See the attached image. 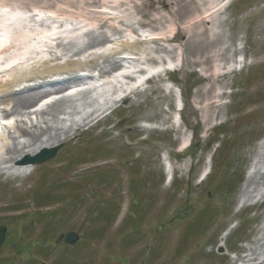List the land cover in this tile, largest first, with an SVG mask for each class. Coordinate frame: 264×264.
<instances>
[{
    "label": "rangeland",
    "instance_id": "1",
    "mask_svg": "<svg viewBox=\"0 0 264 264\" xmlns=\"http://www.w3.org/2000/svg\"><path fill=\"white\" fill-rule=\"evenodd\" d=\"M45 1L67 15L96 10L87 4ZM118 1H98V7L113 9L114 16L99 31L115 35L118 26L125 36L130 31L159 32L168 24L175 26L161 30L165 33L161 43L143 46L159 51L153 56L173 61L177 69L170 76L177 87L168 75H157L143 92L116 103L117 110L91 129L82 122L88 113L86 105L100 102L90 91L49 105L45 115L34 113V108L26 110L33 112L28 113L29 121L37 124L29 129H47L52 135L49 141L60 149L50 160L30 167L26 177L0 176V224L8 226L0 246V264H232L236 259L243 262L240 259L251 247L264 259V167L249 182L247 200L238 207L250 164L264 138V0H232L207 23L214 60L206 67L194 63L188 51L190 65L180 50L172 52L187 40L184 34L176 44L174 37L166 39L177 33L183 23L180 19L166 25L151 22L155 10L165 9L163 13L168 14L170 4L138 0L137 7L132 4L125 9L115 7ZM22 2L0 0V7L6 4L8 12L45 14L37 7L46 4L36 3L41 0ZM119 17L131 26L119 23ZM189 20L184 19V24ZM143 46L130 49L139 51ZM21 67L32 69L18 65L20 74ZM214 71L221 75L218 80L210 76ZM211 85H215L214 95L221 97L213 98L219 107L208 125L196 97L198 90ZM180 95L184 103H191L187 112L182 111L181 121L177 114ZM20 126L26 127L22 122ZM206 126L209 130L204 133ZM49 134L41 138L46 141ZM22 139L21 143L28 136ZM184 142H190L186 150ZM204 170L207 175L201 179ZM170 173L175 176L172 183L166 182ZM179 214L185 217L180 219ZM229 227L233 228L225 235ZM69 231L79 234L76 243L56 242ZM261 261L251 264H264Z\"/></svg>",
    "mask_w": 264,
    "mask_h": 264
},
{
    "label": "bare ground",
    "instance_id": "2",
    "mask_svg": "<svg viewBox=\"0 0 264 264\" xmlns=\"http://www.w3.org/2000/svg\"><path fill=\"white\" fill-rule=\"evenodd\" d=\"M29 2H33L34 0H26ZM42 2H36V3H46V1L41 0ZM67 2L70 5H73L75 3H78L80 5L82 4H87V5H92L97 4V0H60ZM104 1V0H103ZM168 4H170V9L168 10L167 13H163L165 9L163 10H155V13L153 15V18L151 19V22H155L157 24H168L170 23L169 20L173 21L176 18L180 19L183 23H181L178 26V30L176 34H171L167 35L166 39H172V36L174 37L173 44L176 42L180 41L181 36L187 35V40L185 43H182L178 48L176 47L175 49H172V52L177 50L179 51V55H186L183 56V61L185 59L187 60V63L190 65L192 62L189 60V55L194 57L193 62L197 64H203L205 67L211 64V62L214 60V54L211 53L212 47L214 45L213 39H211L209 35V29L206 27L207 23L209 24L212 22L217 15H213L215 11L213 10L214 8L218 7V3L215 4L218 0H213V1H206L204 3H201L199 0H164ZM105 2V1H104ZM22 3H25V0H23ZM138 0H120L116 4V8H129L130 6H136L138 5ZM142 4H146V2H141ZM214 3V6H210ZM5 4V3H4ZM133 4V5H132ZM6 5V4H5ZM210 6L209 8L207 6ZM86 6V5H83ZM38 8L41 9H49L53 13H57L58 11L53 8V4L46 3L45 5L42 6H37ZM143 11V10H142ZM61 13H69V12H61ZM72 16L76 18H83V22H85L83 27H87L88 25L89 28L87 31L79 34V37L76 38H70L67 42V45L63 43L62 39H59L60 37L56 38L53 40V42L56 44V46H63V49L67 52L64 53V55H68L72 50V47L81 44L82 46L79 47L76 52H82L85 50L87 47V51L89 49H93L96 47L97 44H103L104 42H112L113 40H110L111 36L110 34H107V31H99V28L103 27L104 23L107 22L105 20H108L109 17L107 16L108 14L101 13L98 11H94L92 14L90 11L87 14H81L77 12H71ZM220 13V12H219ZM217 12V14H219ZM77 14V15H74ZM169 19H166L169 17ZM99 18V21L95 18ZM190 18V20L184 24V19ZM166 19V20H164ZM117 21V20H115ZM119 23L127 24V26H131L128 21H126V18L119 17ZM94 23L95 26L92 25ZM143 24H145L143 22ZM62 25V24H61ZM92 25V26H91ZM172 27H175L174 25H166L165 28L163 29H172ZM25 28V27H24ZM29 30H34V27L28 26ZM160 29V30H163ZM77 30V28L75 29ZM159 30V31H160ZM116 33L120 35L122 30L120 28L115 29ZM171 33H174V30L171 31ZM157 34V33H156ZM161 35L158 36H153L152 40L142 39V40H137L133 42V45H139L145 46L147 42H156V41H164L165 35L163 33H160ZM19 35V34H18ZM17 35V36H18ZM21 35V34H20ZM113 35L112 38L113 39ZM121 37V36H120ZM16 43H10L9 46L5 47L3 51H9L10 49L13 48H21V43L18 42L19 38L14 37L13 38ZM35 40V38H34ZM117 40V38H116ZM53 42H48V43H53ZM58 42V43H57ZM129 43V42H127ZM20 44V45H19ZM133 45H126L127 48L133 47ZM124 46V47H126ZM142 47L138 52H132L133 54H139L142 56V59L144 63H157L159 57H154L152 55L158 53L154 48L146 49ZM32 47L31 45H28L27 48ZM35 47V45H34ZM85 50V51H86ZM187 51L189 52V55H187ZM129 53V52H128ZM76 54V53H75ZM119 49H113L109 51H104L100 54H95L92 57H87V59L81 60V59H73L70 57H67L68 59L64 63L58 62L57 65H51L49 60L43 61L40 67H43L42 69L38 66H36V63H33L32 69L28 70L27 69H21V74L18 73L16 69V66L11 68V71H5L6 73L1 76L0 79V104L5 103V104H11L13 105L11 109H5L4 113L9 116L12 114H17L19 116H24L26 118H21L19 121L20 123H24L26 127L23 126H18L19 130L18 132L22 134L23 136L26 135L28 136V140L21 143V142H13L12 144H7L8 138H11L10 136H0V164L2 163H18L21 160V155L23 153L27 154H34L36 153L39 149L45 148V147H51L53 145V142L49 141L52 139V135L49 134V131L47 129L44 130L42 128L41 132H37L34 130H31L29 128H36L37 124L34 122L29 121V111H26L30 109L32 106L38 105V103L41 101L42 98H46L47 96L51 95L52 93H63L67 91L69 88L76 86L82 82L84 79L81 74H79V71H98L101 76H104L105 74H109V72L114 71L118 68H120L123 64V61H125L122 58H118L117 55H119ZM122 54V53H121ZM64 55H56L57 60H62ZM124 55V54H123ZM222 58L223 55L219 54ZM188 56V58H187ZM122 57V55H120ZM164 58H161L159 60L163 61ZM99 60H101L102 64L99 63ZM25 60H22L24 62ZM129 62V61H127ZM138 62V61H137ZM136 63V62H135ZM36 64V65H35ZM162 64V63H161ZM136 65H134L135 67ZM10 70V69H9ZM207 70V69H206ZM15 71V72H14ZM2 71H0L1 73ZM8 78H5L7 77ZM210 76H213L215 80H218L221 75L217 74L216 71L211 73ZM57 77V78H56ZM62 77V78H60ZM124 77V76H123ZM82 78V79H81ZM125 78H130L132 79L131 75H126ZM35 79H42L46 82H41L40 84H35L32 83V80ZM52 81V82H51ZM25 82H31L30 85H23ZM21 85L22 87H19L16 90H10L11 87L16 86V85ZM215 85H211L208 88L201 89L197 91V97H196V102L200 104L199 109L202 111L203 118L206 121V123L209 125L211 121L217 116V107H219V104H216V101L213 99L214 97L220 98V95H214L215 92ZM84 92V91H83ZM82 92V93H83ZM139 94L138 88H133L129 94H127L126 97L132 98L133 96ZM73 96H60V98L56 99L54 102L46 105L45 107H41L38 110H36L37 114H42L45 115V113H48V107L49 105L55 106L59 105L62 102H66L67 100H72ZM191 107V103L188 101L185 103L184 106V112H187ZM60 112V111H59ZM90 117V116H88ZM30 123V126H28ZM180 123V122H178ZM209 126H206L204 133L207 132L209 129ZM203 133V136H204ZM42 134L48 135V140H43L41 138ZM192 137V133L190 134ZM185 146L188 144L185 143ZM6 146L5 148V153H1V150L3 149V146ZM21 145V146H20ZM261 165V167H259ZM264 167V141L260 146V150L255 156V161L251 165V171H253L252 174H250L248 178V184L246 186V189L244 191V195L240 197L239 200V205L243 202V198L246 197V193H249V182H252L254 179V176H256L257 173H260V169ZM204 173L206 171L204 170ZM260 246L262 243H259ZM249 252L247 255L242 256L241 260L246 262L247 264L253 263V261L256 260H263L261 261L264 263V259L260 257L261 252L256 251V249L248 248Z\"/></svg>",
    "mask_w": 264,
    "mask_h": 264
},
{
    "label": "water",
    "instance_id": "3",
    "mask_svg": "<svg viewBox=\"0 0 264 264\" xmlns=\"http://www.w3.org/2000/svg\"><path fill=\"white\" fill-rule=\"evenodd\" d=\"M59 147H55L51 150H48V149H45L44 150V153L42 156H39L38 158L36 159H27L25 162H33V163H36V162H43L47 159H50L52 158L56 152L58 151ZM6 226L2 225L0 226V246L2 245L3 241H4V238H5V234H6ZM63 234L60 236V239L63 238ZM79 238V235L74 233V232H70L69 234H67L65 236V241L68 242V243H75Z\"/></svg>",
    "mask_w": 264,
    "mask_h": 264
}]
</instances>
